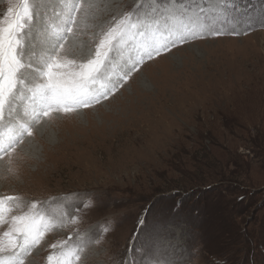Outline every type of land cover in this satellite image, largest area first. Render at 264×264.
I'll list each match as a JSON object with an SVG mask.
<instances>
[{
  "label": "rangeland",
  "instance_id": "rangeland-1",
  "mask_svg": "<svg viewBox=\"0 0 264 264\" xmlns=\"http://www.w3.org/2000/svg\"><path fill=\"white\" fill-rule=\"evenodd\" d=\"M36 2L45 30L33 31L34 46L26 48L25 59L34 66L46 51L49 24L58 22L54 12L62 10L56 0ZM82 2L95 7L77 13L65 44L78 61L90 58L114 18L141 0ZM199 2L219 10L218 0ZM19 3L0 0V16ZM260 10L261 0H237L236 11L225 4V14L240 21L239 34H228L233 25L217 23L225 34L205 35L145 60L108 99L42 120L33 136L25 135L0 159V196L20 197L0 233L11 226V216L30 210L59 225L23 256V264H47L61 250L51 246L69 236L70 243H86L79 264H154L143 250L157 230V256L162 253L168 264H264ZM23 74L32 79L30 69ZM27 97L25 92L13 102L11 114L5 109L4 125L30 119ZM102 226L109 231L102 233ZM219 245L225 254H214ZM12 255L5 251L0 259Z\"/></svg>",
  "mask_w": 264,
  "mask_h": 264
},
{
  "label": "snow or ice",
  "instance_id": "snow-or-ice-1",
  "mask_svg": "<svg viewBox=\"0 0 264 264\" xmlns=\"http://www.w3.org/2000/svg\"><path fill=\"white\" fill-rule=\"evenodd\" d=\"M56 3L62 5V10L54 12L58 22L49 24L47 48L35 66L30 57L25 59L26 48L34 46L33 31L39 34L45 30L40 26L45 21L40 19L38 11L42 4L36 0H20L18 7L10 6L0 16V159L10 156L17 145L24 142L25 135L33 136L34 126L42 120L51 122L57 114H74L108 99L127 83L145 60L205 35L225 34L216 27L217 23L221 27L231 24L233 27L228 34H239L236 27L240 21L234 16L229 18L224 12L225 4L236 11L237 0H218L219 10L211 6L205 8L199 0H141L132 11L114 18V23L101 34L90 58L78 61L65 52L68 34L73 33L77 13L95 5L85 6L82 0H56ZM217 16H222L223 20L218 21ZM259 22L264 27V0H261ZM248 27H252L251 22ZM29 69L33 74L31 80L23 74ZM25 92L31 109L25 114L30 115V119L4 125L5 109L11 114L13 102L24 97ZM19 199V196H0V224L8 222L12 202ZM31 207L35 209L37 205L33 203ZM77 221L78 217H70L71 223ZM10 223L9 229L0 233V253L13 251V255L0 259V264H23V256L39 245L47 232L59 226L31 210L24 215L11 216ZM107 231L108 227L102 226L101 232ZM71 241L69 236L59 245L53 244L51 247L61 250L50 254L47 264H79L86 243ZM161 247L162 230H157L150 249L143 251L154 264H168L162 253L157 256Z\"/></svg>",
  "mask_w": 264,
  "mask_h": 264
},
{
  "label": "trees",
  "instance_id": "trees-1",
  "mask_svg": "<svg viewBox=\"0 0 264 264\" xmlns=\"http://www.w3.org/2000/svg\"><path fill=\"white\" fill-rule=\"evenodd\" d=\"M223 201H225L224 199L222 200V202ZM252 204H250V205H246V207H249V206H251ZM227 208V207H226ZM216 209L217 210H219L217 207H216ZM207 215H208V213H207ZM206 218V217H205ZM211 219V215L210 216H208L207 218H206V220L207 219ZM263 219H264V217H263ZM214 224V223H213ZM261 229L263 230L264 228L261 226ZM250 233H252V234H254L255 235V229H252L251 231H250ZM206 237L207 238H214L213 236H211V235H206ZM262 243H260V245H262V248H264V230H263V232H262ZM222 250V251H221ZM224 249L219 245L217 248H216V250H214V254H217V253H219L220 251H221V253L223 254H225V250L223 251Z\"/></svg>",
  "mask_w": 264,
  "mask_h": 264
},
{
  "label": "bare ground",
  "instance_id": "bare-ground-1",
  "mask_svg": "<svg viewBox=\"0 0 264 264\" xmlns=\"http://www.w3.org/2000/svg\"><path fill=\"white\" fill-rule=\"evenodd\" d=\"M25 120V119H24ZM22 146V145H21ZM25 146H22V148H24ZM22 148L21 149H19V150H22ZM1 163H3V162H0V165H1Z\"/></svg>",
  "mask_w": 264,
  "mask_h": 264
}]
</instances>
